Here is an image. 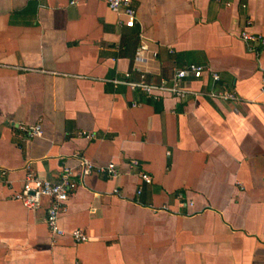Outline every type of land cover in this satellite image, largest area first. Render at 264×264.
<instances>
[{
	"label": "crops",
	"instance_id": "obj_1",
	"mask_svg": "<svg viewBox=\"0 0 264 264\" xmlns=\"http://www.w3.org/2000/svg\"><path fill=\"white\" fill-rule=\"evenodd\" d=\"M73 1L0 0V264H264V44L241 36L264 37V0H133L134 27ZM191 64L205 73L183 96L129 85ZM83 158L117 174L81 175ZM66 166L54 235L48 198L14 197L29 171L59 182Z\"/></svg>",
	"mask_w": 264,
	"mask_h": 264
},
{
	"label": "built area",
	"instance_id": "obj_2",
	"mask_svg": "<svg viewBox=\"0 0 264 264\" xmlns=\"http://www.w3.org/2000/svg\"><path fill=\"white\" fill-rule=\"evenodd\" d=\"M108 7L120 13L124 16L122 23L127 27H134L136 24V9L133 5V0H106ZM73 2H76L74 0ZM242 38L246 41H259L264 44V37L258 36L245 30L242 33ZM150 52V46L146 39H142L140 46L137 50L138 57H144ZM152 52V51H151ZM156 55L155 52H152ZM204 67L191 64L185 68L177 70L173 81L169 84L167 81H163L161 84H153L146 80V75L143 74L139 81H130V87L134 89H140L148 94H156L157 91H168L170 94L183 96L185 88L183 87V80L187 77L202 78L204 76ZM212 76L215 80L220 78L219 74L212 72ZM264 94V81L261 88ZM18 128L27 131L32 137L42 136L44 131L41 123L36 124H23L19 123ZM133 164H138L139 161L133 160ZM82 166L81 175H88L94 171H108L109 173L116 175L117 169L115 163H110L107 166H98L92 161L83 158L80 161ZM79 173L75 171L74 167L66 166L63 170L61 180L59 182H53L34 171H29L26 180L23 184V188L19 193L15 195V199L20 200L23 205L28 209H37L41 206L44 198L49 199V205L47 207L46 221L52 234L63 235L64 229L59 224V218L64 213L67 207L68 200L76 187V181L73 177ZM141 178L150 183L154 181V177L147 173H141ZM76 241H85L87 239L86 233L77 229L72 232Z\"/></svg>",
	"mask_w": 264,
	"mask_h": 264
}]
</instances>
